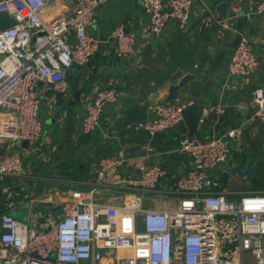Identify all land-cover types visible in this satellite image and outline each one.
<instances>
[{"label": "built area", "instance_id": "1", "mask_svg": "<svg viewBox=\"0 0 264 264\" xmlns=\"http://www.w3.org/2000/svg\"><path fill=\"white\" fill-rule=\"evenodd\" d=\"M104 2L70 0V11L44 18L46 0H0V12L15 19L11 27H0V138L10 142L0 156L4 192L13 193L7 177L24 175L17 146L41 136L40 82L57 92L68 91L66 70L88 63L100 49L101 41L89 28L97 23V8ZM140 2L148 14L149 33L160 34L171 21L183 31L189 28L195 0ZM253 12L264 14V1ZM112 36L120 56L134 53L135 32L119 27ZM241 37L231 54L229 74L247 80L259 60L249 37ZM118 98L113 82L99 90L84 105L82 131H93L107 105ZM250 103L264 130V84L250 90ZM188 104L155 102L150 106L154 117L138 127L151 136L172 129L183 121L182 109ZM222 110L220 104L210 108L217 114ZM236 135L228 129L205 138L183 136L176 151L188 155L192 167L174 188L159 187L165 175L159 165L139 175L124 173L123 149L98 158L89 188L62 189L64 201L55 221L35 228L11 212L0 215V264H264V189L241 191L232 198L212 173L229 159ZM100 193L119 200L105 203L96 198ZM155 196H173L174 203L143 205L144 198Z\"/></svg>", "mask_w": 264, "mask_h": 264}, {"label": "crops", "instance_id": "2", "mask_svg": "<svg viewBox=\"0 0 264 264\" xmlns=\"http://www.w3.org/2000/svg\"><path fill=\"white\" fill-rule=\"evenodd\" d=\"M221 1L224 0H195L187 30L171 21L160 34H152L147 31L148 14L140 0H105L97 8V23L89 28V33L101 41L100 49L88 63L66 70L68 91L60 98L56 90L40 82L41 136L28 147L23 143L17 146L23 154L24 175L6 178L13 193L5 192V204L14 202L12 211L28 209L26 220L35 228L44 227L61 214L62 189L89 188L97 159L129 145L139 147L132 153L126 152L121 168L124 173L139 175L146 167L159 165L165 170L159 187L174 188L177 179L192 167L188 155L176 151L189 131L184 119L156 136L140 129V122L154 117L150 106L155 102H195L201 106L203 123L195 137L235 129L232 153L225 163L230 165L239 156L252 158L257 178L231 175L221 186L232 198L241 191L264 189V130L250 103V90L264 84V14L253 12V7L264 0H225L229 13L219 17L216 6ZM68 7L71 8L70 0H54L48 18ZM119 27L136 34L135 51L130 56L122 57L117 52V40L112 33ZM237 34L249 37L259 60L247 80L229 74L233 52L230 45ZM176 70L193 73L196 79L181 89L176 100H168L169 87L174 83L171 75ZM110 82L117 89L118 100L107 105L93 131L84 133L81 114L85 103ZM219 104L223 108L221 113L210 111L211 106ZM9 145V140L0 138V156ZM224 170L219 165L212 173L219 178ZM16 180H23L24 185L15 183ZM96 198L105 203L119 200L104 193ZM148 198V207L174 203L173 196Z\"/></svg>", "mask_w": 264, "mask_h": 264}, {"label": "water", "instance_id": "3", "mask_svg": "<svg viewBox=\"0 0 264 264\" xmlns=\"http://www.w3.org/2000/svg\"><path fill=\"white\" fill-rule=\"evenodd\" d=\"M53 1L54 0H46V9L44 10V18H48L49 13L53 9ZM65 3L69 2V0H64ZM71 8H67L65 12L70 11ZM216 11L219 17H226L229 13V3L227 1H221L216 6ZM15 23V19L11 17L7 12H0V27H11ZM241 34H237L235 36V40L230 45L231 48L235 49L236 46L241 41ZM173 84L170 85L168 91V100H176L177 95L181 92V89L185 87L187 83L196 79V75L190 72L182 73L181 70H176L172 75ZM64 93L57 92L58 97H62ZM76 98H79L75 96ZM183 118L188 128V136H194L197 134L198 129L203 123V108L199 106L195 102H190L187 106L182 109ZM29 141L24 140L23 146L28 147ZM139 146L138 145H129L126 147L125 151L134 152ZM220 165L225 168V170L220 174L219 181L220 183H227L231 175L237 176H245L250 179H256V167L255 161L252 158H244V156H239L232 163L226 164L225 162H221ZM148 167H146L147 169ZM5 192L2 190V186L0 185V215L5 212H11L12 207L5 206Z\"/></svg>", "mask_w": 264, "mask_h": 264}, {"label": "rangeland", "instance_id": "4", "mask_svg": "<svg viewBox=\"0 0 264 264\" xmlns=\"http://www.w3.org/2000/svg\"><path fill=\"white\" fill-rule=\"evenodd\" d=\"M149 201H150V198H144V200H143V205L144 206H147V204L149 203ZM27 213H28V209H26V208H17V210H14V211H12V215L16 218V219H19V220H21V221H24V222H28L27 220H26V218H27ZM31 226H33L30 222H28ZM246 260V263H250V260H248V259H245Z\"/></svg>", "mask_w": 264, "mask_h": 264}]
</instances>
